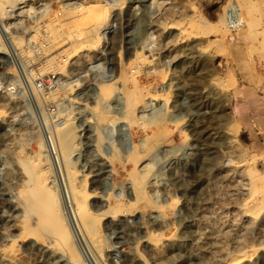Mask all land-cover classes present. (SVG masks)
<instances>
[{"label": "rangeland", "instance_id": "obj_1", "mask_svg": "<svg viewBox=\"0 0 264 264\" xmlns=\"http://www.w3.org/2000/svg\"><path fill=\"white\" fill-rule=\"evenodd\" d=\"M165 1L151 14L145 0H0V264H264V130L231 112L244 46L227 39L226 0ZM93 2L96 25L71 21ZM232 2L264 83V0ZM109 82L101 118L93 106ZM67 121L63 154L54 132ZM25 160L64 241L26 202ZM71 186L87 194L93 234Z\"/></svg>", "mask_w": 264, "mask_h": 264}, {"label": "bare ground", "instance_id": "obj_2", "mask_svg": "<svg viewBox=\"0 0 264 264\" xmlns=\"http://www.w3.org/2000/svg\"><path fill=\"white\" fill-rule=\"evenodd\" d=\"M134 1H136V0H134ZM130 2H132V1H130ZM165 2H166L165 0H145L144 6L146 9L145 8L144 9L152 14V13L160 10L161 8H163ZM225 2H226V4L224 5L225 18L223 16H221L220 19H224V21H223L224 26L229 31H231V33L233 30L235 32V36H233L234 34L231 35V33H230L231 36H229V38H227V39L232 41L234 44H242L244 46V47L242 46L243 48L238 50V52L234 53L233 61H234L235 69L238 71L241 79L244 82H246L244 87H241L239 85V86H236L234 88V90H232L233 91L232 100L234 98L235 102L232 100L231 101L235 103V106L233 107V110H231V112L233 111V114H235L236 119L240 120L245 125V127H249L250 125H251V127H253L251 124V122H253L254 126L258 127L260 130H264V83L263 82L261 83V81H259L260 77L256 73H254L252 63L248 59H246L247 57L246 58L244 57V55L247 54V53L245 54V52H246L245 46H249L248 42L250 40V34H249L248 29H247L249 22L244 19L243 15L241 14V12L238 8H236L237 9L236 13L233 11L234 12L233 17L232 16L230 17V15H228V10H230L229 7H232V5H234V3L232 2V0H226ZM93 3L94 4H86L83 8H81L82 7L81 6L80 12L74 14L72 16L73 18L71 21L76 23L79 20H82V21L89 20L92 22V25H96L97 20H99L101 18V13L99 11L100 4L98 2H93ZM246 6H248V4ZM77 7H79V6H77ZM244 9H246V8H244ZM89 30H92V29H89ZM80 33H81V35L85 34V30L80 31ZM261 37L263 38L264 36L261 35ZM81 38H80V40H81ZM91 39L92 40H82L81 42H90L91 44H96V42L98 41L97 34L94 33V35H93V37H91ZM76 40H79V39L77 38ZM260 43H261L262 48H264V39H263V41H260ZM1 48H0V52H1ZM231 69H233V67L229 68V72H231L230 71ZM232 72H233V70H232ZM231 74H233V73H231ZM133 81L136 85V83H137L136 79H133ZM113 86H114V82H109L106 84L104 83V84H100L98 86V92H97L98 96L96 94L97 99H96L93 107H94V109H97L95 112L101 118H105L104 116L107 113V110H106L107 106L104 105L105 104L104 102H106V100L108 99V97H109V95L113 89ZM131 95H133V94H131ZM134 102H135V99L131 100L129 104L133 105ZM72 128L73 127H72L71 122L67 121L64 126L57 128L56 131L54 132V134L56 136L55 139L57 142L56 145L58 144L60 150L62 152H64L63 154H65L67 151L69 152V149L72 146L73 139H74ZM52 144H54L53 141H52ZM256 148H258V149L263 148L264 149V146L263 147L257 146ZM68 152L66 154H68ZM130 156H131L130 160L137 163V160H138L137 158L139 155L137 156L136 153H131ZM23 163L27 167L28 171L30 172L28 175L35 177L34 181L31 180L29 182L30 184H27V182H26V184H27V187H26V193H27L26 199H27V201L26 202L28 203L30 210L38 213V219L40 221L39 222L40 225H44V224L49 223L48 226H49L50 230L54 225L53 228L56 230V232H58L59 236L64 241L65 239H67V231L65 230V227H63V225L58 224L60 217L58 214H55L56 209H54V208H57V206L54 207V203H55V202H53L54 197L51 196L52 194L49 193L50 191L48 190V193L51 195L44 196V193L47 192V189L44 187L45 185L43 184L44 177L39 175L41 172H39V174H37V172H35L36 170L34 171L33 165H32L33 163L31 164L29 161H26V160ZM38 168H40V166ZM71 173H70V178L73 179L74 174L73 173L71 174ZM134 182H135V187L136 188L139 187V178L138 177H135ZM77 188H78V186H77ZM72 192H73V195L78 200L76 212L78 214L79 220L84 225L86 232L88 234H93L95 231V222L96 221H95L94 215L91 213V211H89L87 208L85 209V205H86V201H87V194L84 190L83 191L78 190L75 187H72ZM119 206L120 205H117V206L112 207V208L118 209ZM57 212H59V211H57ZM28 213H30V212H28ZM63 221H64V219H63ZM25 230H27V229H25ZM46 230H49V229H47V226H46ZM46 232H48V231H46ZM29 234H31V233H29ZM48 234H50V233H48ZM57 240H58V238H57ZM70 241H71V239H70ZM72 251H74V250H72ZM76 256L74 257V260H76L75 259ZM78 264H80V263H78Z\"/></svg>", "mask_w": 264, "mask_h": 264}]
</instances>
